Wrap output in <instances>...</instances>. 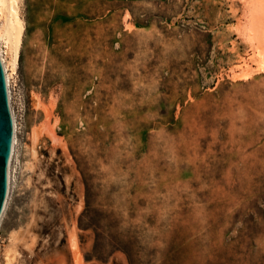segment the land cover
<instances>
[{
  "label": "rangeland",
  "instance_id": "obj_1",
  "mask_svg": "<svg viewBox=\"0 0 264 264\" xmlns=\"http://www.w3.org/2000/svg\"><path fill=\"white\" fill-rule=\"evenodd\" d=\"M17 1L0 264L20 239L15 264H73L72 222L84 264H264V72L235 77L249 0Z\"/></svg>",
  "mask_w": 264,
  "mask_h": 264
},
{
  "label": "bare ground",
  "instance_id": "obj_2",
  "mask_svg": "<svg viewBox=\"0 0 264 264\" xmlns=\"http://www.w3.org/2000/svg\"><path fill=\"white\" fill-rule=\"evenodd\" d=\"M0 16V59L5 71L9 106L13 120V148L8 165V194L0 217L1 222L9 200L11 168L17 144V122L11 106V85L15 83L16 70L25 34V25L20 16L19 2L17 0H0ZM247 16L248 23L243 27V31L241 32L247 36L252 44L254 56L250 62L244 60L240 66L241 73L235 74L236 78L244 80L253 75L251 64L257 65L258 72H264V0H249ZM45 139L55 140L54 133L47 123H40L31 128L29 143L30 151L34 158L37 157L39 145ZM82 206L83 202L82 199H80L74 210L75 216L80 213ZM77 230L75 222H72L70 228L67 230V249L72 256L73 264H84L81 256L80 239ZM19 243L32 250V247L27 246V243L23 239L17 240L14 243L9 244L5 251L4 264H15L18 261Z\"/></svg>",
  "mask_w": 264,
  "mask_h": 264
},
{
  "label": "water",
  "instance_id": "obj_3",
  "mask_svg": "<svg viewBox=\"0 0 264 264\" xmlns=\"http://www.w3.org/2000/svg\"><path fill=\"white\" fill-rule=\"evenodd\" d=\"M13 148V120L5 71L0 59V217L8 194V165Z\"/></svg>",
  "mask_w": 264,
  "mask_h": 264
}]
</instances>
